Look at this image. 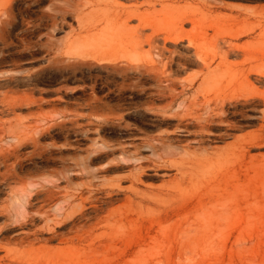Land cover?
<instances>
[{
    "label": "rangeland",
    "instance_id": "rangeland-1",
    "mask_svg": "<svg viewBox=\"0 0 264 264\" xmlns=\"http://www.w3.org/2000/svg\"><path fill=\"white\" fill-rule=\"evenodd\" d=\"M86 1L89 0H11L7 17L0 19V122L7 123L4 128L0 125V155H6L9 166L17 172L8 183L0 175V204L10 200L11 188L29 186L33 190H44L53 182L58 186L34 198L33 208L29 209L31 214L27 217L14 215L6 219L0 230L2 237H15L33 230H38L41 238L51 236L52 231L42 225L43 221L34 210L55 199L69 184L82 191L83 196L93 194V197L87 199L90 202H78L71 224L59 228L58 232L66 233L72 224L80 227L91 223L107 207L109 186L117 178L122 179L123 185H129L139 165L145 167L142 176L145 183L157 187L163 182L161 173L164 169L153 162L158 155L140 151L143 159L136 161L132 158L136 146L161 135L171 136L169 140L174 145L196 146L194 139L199 138L194 126L177 131L189 93H180V87L172 94L164 92L152 76L133 68L125 69L120 61L113 62L98 53L97 56L92 54L95 51L93 45L85 39L89 23L97 18L92 17V13L96 12L100 17L103 7L114 0ZM122 1L127 4L135 0ZM217 2L264 5V0ZM91 6H95L94 9ZM77 16H80L79 21ZM85 26L86 29L81 31ZM81 43L85 58V54L75 53ZM260 89H264V84ZM258 108L257 101L240 107L230 120L236 125L249 124L247 129L253 130L258 124ZM42 119L44 121L40 122ZM22 128L24 132H30H27L29 135ZM37 128L40 131L37 132ZM215 132L216 136L210 137L218 139L220 142L217 143L221 145L231 142V136L237 134L231 129ZM160 152L158 150L157 154ZM250 154L253 163L248 187L249 205L243 204V191H239L235 197L236 210L218 223L222 224L221 230L219 225L212 223L213 228L206 222L214 236H204L203 232L209 230L204 223L206 227L198 228L202 234L196 231L197 237L195 233L190 239L183 237L175 223L185 213L184 206L176 207L166 215L159 214L153 207L154 211L135 214L134 220L122 227L107 229L108 234L112 232V237L101 238L105 245L95 239L96 245L91 249L86 243L76 241L72 255L65 257L62 264H264V187L259 182L264 177V142L254 145ZM236 163L237 159L233 158L232 164ZM0 169H4L1 162ZM17 178L20 181L14 182ZM101 181L106 185L101 186L104 189L99 188ZM89 187L94 189L93 193ZM113 198H117L116 201L108 206L116 208V212L125 213L129 207L136 206L132 201H124L123 193ZM44 199L46 201L42 202ZM93 203L99 206L98 209L90 206ZM3 220L5 218L0 222ZM159 224L165 229L159 230ZM48 245L52 248L63 246L58 236Z\"/></svg>",
    "mask_w": 264,
    "mask_h": 264
},
{
    "label": "bare ground",
    "instance_id": "bare-ground-1",
    "mask_svg": "<svg viewBox=\"0 0 264 264\" xmlns=\"http://www.w3.org/2000/svg\"><path fill=\"white\" fill-rule=\"evenodd\" d=\"M10 1L0 0V19L7 17ZM91 1L93 0L86 2ZM217 1L135 0L126 4V1L114 0L103 7L100 17L95 12L96 9L95 13H92L91 8L94 9L95 6H91L92 12H89L92 17L94 15L97 18L89 23L91 25L87 29L89 33H85V39H89L93 50L96 51L92 54L98 53L113 62L120 61L125 69L133 68L152 76L164 92L172 94L180 87V93H189L188 98L183 100V113L180 114L177 131L194 126L199 138L194 139L196 146L174 145V142L169 140L171 136L161 135L155 140H147L144 144L136 146L132 153V158L136 161L143 159L139 155L140 151H150L158 155L153 162L156 167L164 169L161 173L163 182L157 187L152 186V183H145L142 179L146 172L145 167L139 165L138 169H135L136 173L132 174L129 185H123L122 179L117 178V181L109 186L107 207L87 225L76 227L72 224L66 233L58 232L59 228L71 224L70 219L77 210V203H83L93 197V194L83 196L82 191H77L69 184L52 201L42 203L46 201L44 199L34 211L43 221L42 225L52 231L51 236L41 238L42 235L38 236L37 229L15 237H2L0 233V264H62L65 257L72 255L76 241L86 243L90 248L96 245L95 239L105 245L101 238H107L108 235L112 237V232L108 234L107 229L122 227L126 222L134 220L135 214L141 215L145 210L154 211L153 207L159 214L166 215L176 207L184 206L186 211L175 223V227L183 237L190 239L194 233L196 235L200 226L206 227L208 222L210 225H219L221 230L222 224L218 223H222L223 218L236 210L238 202L235 197L239 191H243V204L249 205L248 187L253 163L250 151L254 145L264 142V89H260V85L264 84V5L226 2L220 4ZM87 19L89 20V17ZM84 28L86 29V26L82 27L81 31ZM83 47L82 43L77 45L75 53L83 56ZM87 53L90 54V50ZM83 57L85 58L86 54ZM93 58L96 59L94 55ZM255 101L259 106L256 128L250 130L247 129L249 124L236 125L231 122L230 117L240 107L254 104ZM43 121L42 119L40 122ZM0 125L4 128L7 123L0 122ZM221 129H231L237 134L231 136V142L221 145L217 143L218 139L213 138L216 136L215 131ZM172 130H175V127ZM27 132L24 133L29 135L30 132ZM158 150L161 152L157 154ZM233 158L237 159L236 164H232ZM7 161L6 155H0V162L4 164L0 175L8 183L11 177L17 176V172ZM19 181L20 178H17L14 182ZM259 182L264 187V177L259 179ZM100 183L102 184V181ZM54 186L58 187L53 182V185L44 190H33L29 186L11 188L10 200L6 204H0V219L5 218L0 222V230L6 224V219L14 215L27 217L31 214L29 209L33 208L32 200L40 194H47ZM101 186L106 185L98 186L104 189ZM92 188L89 187L90 193H93ZM120 193L124 194V201L134 202L135 208L131 206L127 212L119 213L113 206H108L116 201L114 195ZM168 197L169 199H166ZM90 206L95 209L99 207L94 203ZM100 229L101 231L97 232ZM158 229L164 230L165 227L159 224ZM203 233L204 236H214L210 229ZM55 236H58L63 246L52 248L48 245Z\"/></svg>",
    "mask_w": 264,
    "mask_h": 264
}]
</instances>
